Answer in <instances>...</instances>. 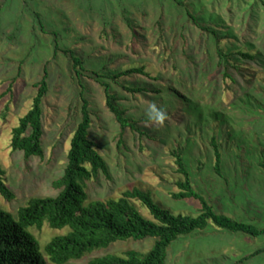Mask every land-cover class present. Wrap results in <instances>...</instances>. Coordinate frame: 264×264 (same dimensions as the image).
I'll return each instance as SVG.
<instances>
[{
	"label": "rangeland",
	"instance_id": "374dc122",
	"mask_svg": "<svg viewBox=\"0 0 264 264\" xmlns=\"http://www.w3.org/2000/svg\"><path fill=\"white\" fill-rule=\"evenodd\" d=\"M180 2L184 6L175 0H0V167L15 195L7 201L0 194V209L17 216L31 198L58 196L53 184L65 174L82 121L84 91L92 112L91 138L110 173V178L101 173L88 184L89 201L119 199L128 190L141 189L174 215L199 216V201L172 196L180 192L182 179L172 152L183 149L194 188L216 212L264 229V0ZM188 11L218 31L221 46L234 55L232 79L220 66L216 38L199 28ZM53 32L59 35L57 53ZM66 49L85 62L81 77ZM241 51L255 59L242 57ZM139 67L150 76L102 80L146 136L122 131L106 106L104 87L92 75L112 77ZM45 68L44 157L27 160L12 148L13 131L31 110ZM124 86L145 91L133 94ZM153 105L164 114L162 122L149 119ZM214 138L225 178L214 170ZM133 203L152 219L140 201ZM30 231L44 250L69 229L46 224ZM155 242L120 241L71 264L127 251L148 253ZM263 249L264 236L234 234L210 223L174 242L166 264H237ZM245 264H264V254Z\"/></svg>",
	"mask_w": 264,
	"mask_h": 264
},
{
	"label": "trees",
	"instance_id": "16d2710c",
	"mask_svg": "<svg viewBox=\"0 0 264 264\" xmlns=\"http://www.w3.org/2000/svg\"><path fill=\"white\" fill-rule=\"evenodd\" d=\"M184 6L180 0H175ZM192 21L203 31L212 34L218 45L220 66L226 69L225 77L232 79L230 70L235 66L234 55L227 53L221 46L218 31L205 26L202 21L188 11ZM43 30L44 21L36 13ZM128 23H130L128 21ZM46 31V30H45ZM56 40V53L60 51L59 35L52 33ZM73 62L76 73L81 77L85 71V62L75 51H63ZM246 59H255L250 53L239 52ZM149 77L144 67L133 68L112 77L103 76L97 72L92 75L105 89L106 106L120 124L122 131L132 129L146 136L139 128L138 122L128 116L119 96L113 92L107 78L118 81L131 75ZM49 72L45 68L43 79L36 85L37 96L31 110L20 121L13 131L12 148L22 151L27 160L32 157H44L42 147L43 130V100L49 94ZM133 94H141L142 88L123 87ZM162 93V90H158ZM82 97V121L72 140L68 155V165L62 178L55 181L53 186L59 190L57 197H34L25 207L19 209L17 216L0 209V264H71L111 245L128 240H145L154 238L156 242L148 253L127 251L122 256L108 254L90 260L87 264H166L168 249L183 236L205 230L212 223L219 229L234 234H244L254 238L264 236V229L253 224L238 221L223 213H218L208 201L194 188L190 172L184 159L183 149L172 152L176 159L178 174L182 179L177 183L180 192L173 194L175 200L194 199L200 202V214L197 217L174 215L162 208L152 198L151 194L141 189L126 191L119 199L89 201L88 184L98 179L101 173L110 178L109 167L99 152L98 145L91 138L93 125L90 102ZM195 107L194 105H189ZM195 109V108H194ZM123 141H120V145ZM216 155V174L225 178L223 173V157L219 143L214 138L211 143ZM5 171L0 167V194L7 201H13L15 195L4 181ZM134 200L140 201L149 211L152 219L143 216ZM48 224L54 230L69 229L66 234L54 237L44 248L35 235L33 228L41 230ZM264 254L259 250L237 264H245L252 258Z\"/></svg>",
	"mask_w": 264,
	"mask_h": 264
},
{
	"label": "clouds",
	"instance_id": "9594fccd",
	"mask_svg": "<svg viewBox=\"0 0 264 264\" xmlns=\"http://www.w3.org/2000/svg\"><path fill=\"white\" fill-rule=\"evenodd\" d=\"M148 115L149 119H152L156 122H162L164 119V114L162 112H158L154 105L149 110Z\"/></svg>",
	"mask_w": 264,
	"mask_h": 264
}]
</instances>
